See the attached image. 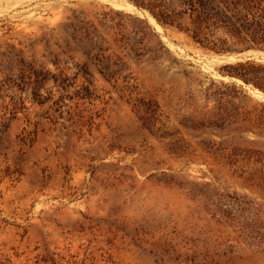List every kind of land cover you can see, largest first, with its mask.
<instances>
[{
  "label": "rangeland",
  "instance_id": "obj_1",
  "mask_svg": "<svg viewBox=\"0 0 264 264\" xmlns=\"http://www.w3.org/2000/svg\"><path fill=\"white\" fill-rule=\"evenodd\" d=\"M181 2L0 0V264H264V49Z\"/></svg>",
  "mask_w": 264,
  "mask_h": 264
},
{
  "label": "trees",
  "instance_id": "obj_2",
  "mask_svg": "<svg viewBox=\"0 0 264 264\" xmlns=\"http://www.w3.org/2000/svg\"><path fill=\"white\" fill-rule=\"evenodd\" d=\"M180 4L177 15L185 16L186 25H178L200 44L218 29L238 48L264 49V0H182Z\"/></svg>",
  "mask_w": 264,
  "mask_h": 264
}]
</instances>
